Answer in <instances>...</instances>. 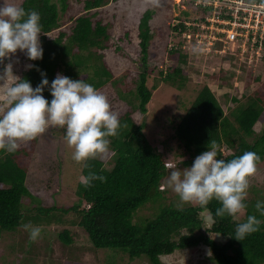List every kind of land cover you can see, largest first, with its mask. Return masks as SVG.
Masks as SVG:
<instances>
[{
	"label": "trees",
	"instance_id": "16d2710c",
	"mask_svg": "<svg viewBox=\"0 0 264 264\" xmlns=\"http://www.w3.org/2000/svg\"><path fill=\"white\" fill-rule=\"evenodd\" d=\"M78 1L84 3V8L80 15L72 17L71 31L62 28L54 36L48 35L64 26L62 17L71 9L72 1L22 2L21 6L27 11L35 10L40 13L44 32L41 33L43 59L31 62L38 65L40 70L46 71L49 81L57 73H62L73 79H87L88 83L99 90L115 76L105 55L113 23L105 22L98 16L100 8L111 0ZM196 9V17L178 18V24H170L172 32L175 30L177 35L182 36L184 31L188 30L189 33L196 34L200 30L197 22L206 21L209 10L206 6H198ZM215 16H218L217 13ZM152 18L153 10L148 9L139 20L138 36L143 68L138 75L134 98L126 94L128 87L121 89L130 103L135 101V104L119 115L124 125L119 129V134L109 137V162L103 160L100 155L90 158L82 166L84 178L93 172L104 176L105 179H94L87 185L80 181L76 189L79 203L66 209L74 215V225L85 231L93 247L118 250V256L127 254L130 260L146 257L149 264H164L162 255L204 244L210 248L211 259L215 264H264V216L255 208L257 201H264V193L258 190L254 191L253 197L246 198L245 216L238 220L228 215L216 216V209L221 204L215 199L204 208L198 204L181 201L157 205V210L151 216H138L140 209L150 203L160 202L159 199L164 196L160 189L162 181L169 173L170 166L174 164L165 160L164 154L158 151L144 132L145 124H138L133 116L137 110L148 112V105L156 90V86L148 85L149 57L155 54L150 50L154 38ZM217 43V46L222 45V41ZM182 46L171 45L170 42L165 46L164 55L175 57L177 62L167 71L160 70L162 80L177 88H182L188 81L185 72L187 57L181 52ZM236 74L234 70L221 68L214 75L221 80L220 85L234 86ZM210 77L208 75L207 79L201 80L203 85L195 99L175 125L173 138L189 157L183 164L191 165L195 157L208 147H213L218 158L226 161L245 151H254L260 157L257 164L261 163L264 160V91L257 88L243 98L229 90L222 97L226 105L231 101L234 105H228L226 110L212 89ZM22 78L29 79L35 87L41 80V72L32 67ZM259 78H248L246 84L249 86ZM117 81L118 78L115 83ZM234 89L236 90L237 86ZM43 94L51 99L47 88ZM259 121L263 122V126L257 131L255 125ZM33 141H37V138ZM36 150L39 149L33 144L22 141L16 152L0 151V234L3 243L19 234L18 228L25 222L26 208L23 201L27 197L33 198L31 190L34 171L30 160ZM54 161L51 158L48 168H51L52 176L55 170L59 176L63 160L58 165ZM204 212L210 214L211 220L208 223L203 216ZM252 214L261 220L260 230L243 241L230 236L235 234L236 224L245 221L247 216ZM60 240L67 245L74 243L75 236L70 228L61 232ZM7 249L9 252L5 254L8 257L16 250L15 245L11 243ZM124 264H129V261Z\"/></svg>",
	"mask_w": 264,
	"mask_h": 264
},
{
	"label": "rangeland",
	"instance_id": "374dc122",
	"mask_svg": "<svg viewBox=\"0 0 264 264\" xmlns=\"http://www.w3.org/2000/svg\"><path fill=\"white\" fill-rule=\"evenodd\" d=\"M23 1L14 0L19 5ZM71 1V9L62 17L64 26L49 34L50 36L57 35L62 28L71 31L72 17L83 12V2ZM196 8L188 0H111L101 7L98 13V16L102 17L105 22L113 23L110 28V39L107 41L105 55L115 75L99 91L108 97L112 109L121 115L131 109L132 104H135V101L130 103L127 95L135 97L138 75L143 68L138 36L139 20L146 10H153L151 22L154 38L151 41L150 50L155 54L149 57L148 85L156 86V90L148 105V112L142 113L137 110L134 111L133 116L138 124H145L144 132L158 151L164 154L165 160L174 163L170 166L169 173L172 168L182 170L183 167H187L183 161L189 157L184 153L178 141L173 138V134L176 123L186 113L203 85L202 79L205 80L208 75L211 76L209 81L212 82V89L226 110H228V105L233 106L234 102L225 104L222 97L225 92L233 90L240 97L245 98L257 88L264 91L263 53L260 55L251 50L244 51L242 47L236 50L234 54L214 50L208 51L204 44V38H202L199 47L198 38L195 40L196 35L187 39L184 35H177L175 30L172 32L169 25L178 24V18L192 19L196 17L198 15ZM207 16L211 18L209 13ZM189 19L187 20L189 21ZM203 22L198 21V23ZM185 32L189 33L190 31L186 30ZM40 39L42 41L41 36ZM169 42L175 46L183 45L180 49L187 57L185 72L188 81L184 83L182 88L164 82L160 74V70L167 71L169 68H173L177 62L175 57L164 55L165 46ZM12 61L14 71L21 77L29 69L26 66L32 64L22 52H17L12 57ZM6 62L7 60H5ZM3 66L0 63V70L3 69ZM221 68L223 70L231 69L237 73L234 86L220 85L221 80L216 78L214 74L219 72ZM257 76L260 77L258 81H254L249 86L246 84L248 78H256ZM116 78H118L117 83H115ZM235 86H237L236 90L234 89ZM126 87H128L127 95L121 91ZM262 126L263 122L259 121L255 125V129L260 131ZM26 143L33 144L39 150H36L35 155L30 160L32 171H34V183L31 190L33 198H23V205L26 208L23 225L40 226L42 231L40 237L35 241L29 238V232L23 225L18 228L19 234L9 238L6 243L2 242V234H0V264H124L128 261L129 264H149L146 257H136L130 260L127 254L118 256V250L96 249L90 243L85 231L74 225L75 217L66 208L79 203L76 189L81 178H84L82 174L83 163H77L71 158L73 150L66 143L63 129L51 128L38 136L37 141L31 140ZM101 156L103 160L108 161L111 154L106 152ZM51 158L55 160L54 163L57 165L63 160L62 170L59 169V176L56 170L54 175H51V168H48L51 164ZM169 173L164 177L160 187L164 193V196L159 199L160 202L158 204L150 203L140 209L138 216H151L157 210V205L180 201L178 195L167 185ZM256 190L264 193V160L257 164V171L250 178L246 198L253 197ZM244 214L243 211L239 218H244ZM203 216L206 223L210 222L209 212H204ZM67 228H70L75 236V241L71 245L60 240L61 232ZM10 243L15 245L16 250L8 257L5 253L9 252L7 247L10 246ZM161 259L164 264H215L211 259L210 248L204 244L177 249L174 253L162 255Z\"/></svg>",
	"mask_w": 264,
	"mask_h": 264
},
{
	"label": "clouds",
	"instance_id": "9594fccd",
	"mask_svg": "<svg viewBox=\"0 0 264 264\" xmlns=\"http://www.w3.org/2000/svg\"><path fill=\"white\" fill-rule=\"evenodd\" d=\"M193 1L188 0L195 7L206 6L211 18L220 10L213 3H206L210 0ZM226 11H229L227 7L222 9L220 17L229 19ZM209 19L207 16L203 23L209 24ZM42 27L38 11H27L14 0H0V63L4 65L0 70V151L16 152L22 141L36 139L51 128H61L68 147L73 150L71 158L77 163H86L90 158L106 153L109 137L117 136L124 125L108 97L87 79H73L57 73L49 81L46 71L29 64L26 67H36L41 72V80L34 87L29 79L14 71L12 57L17 52L24 53L30 61L43 59ZM217 44L212 50L222 49L223 42L221 46ZM46 88L51 93L50 100L43 94ZM259 160L256 152L245 151L226 161L218 158L213 147H208L190 166L182 170L172 168L167 185L182 203H194L204 208L215 199L221 204L216 209V216L228 215L238 220L247 207L245 200L250 178L256 173ZM94 179L104 180L105 177L90 172L87 178H81V182L87 185ZM255 208L264 216V201H257ZM260 224L261 220L255 214L248 215L245 221L236 224L235 234L230 236L243 241L259 231ZM23 227L28 230L31 240L40 237V226L25 224Z\"/></svg>",
	"mask_w": 264,
	"mask_h": 264
},
{
	"label": "built area",
	"instance_id": "2783aa9c",
	"mask_svg": "<svg viewBox=\"0 0 264 264\" xmlns=\"http://www.w3.org/2000/svg\"><path fill=\"white\" fill-rule=\"evenodd\" d=\"M207 4L219 7L218 16H213L208 23L200 24V30L196 33L199 47L202 38L208 51L218 41L223 42L222 49L216 52H229L234 54L239 48L244 51H252L262 55L264 49V3L247 2L245 0H210ZM228 8L225 15L232 16L229 19L220 17L222 9ZM209 32V33H208ZM192 33H184L187 39L193 37ZM190 42V40H188ZM232 42V46L230 45Z\"/></svg>",
	"mask_w": 264,
	"mask_h": 264
}]
</instances>
